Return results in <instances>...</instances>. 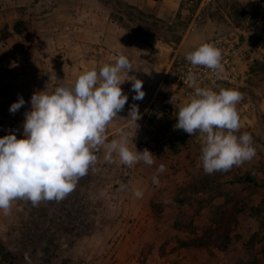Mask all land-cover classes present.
<instances>
[{
    "label": "crops",
    "instance_id": "1",
    "mask_svg": "<svg viewBox=\"0 0 264 264\" xmlns=\"http://www.w3.org/2000/svg\"><path fill=\"white\" fill-rule=\"evenodd\" d=\"M232 1H238L239 7L254 17L246 30H235L252 40L264 34V0H227V9ZM184 2L0 0V138L9 134L24 138V114L31 110L32 94L44 91L46 86L51 92L57 86L55 77L65 86H72L82 72L93 68L99 71L104 64H114V58L123 54L129 58L133 69L128 75L143 81L145 96L142 101H134L131 83L125 80L121 84L122 92L129 99L108 125L106 142L120 139L123 132L129 149L134 150V144L137 151L146 148L155 156L151 166L141 161L123 168L116 153L111 162L106 161V149L101 146L97 161L85 176L78 178L86 184L76 185L64 199L41 200L35 206L27 199H16L11 202L7 215L0 210V240L17 235L22 221L31 219L30 211L37 219L41 216L43 221L47 219L41 211L49 206L48 215L56 221L52 223L54 229L44 230L41 239L65 240L67 244H62L60 250L64 258L85 259L88 264H169L167 254L180 252L181 258L183 252L197 254L204 249L177 248L178 241L183 240L178 237L181 231L174 226L177 218L167 219V185L175 176H167V160L161 155H167V142L174 132L178 110L166 111L155 98L163 72L160 62L152 60L156 52L152 49L155 45L170 46L153 37V41L147 37L142 39L134 27L131 28L133 20L126 19L128 25L122 24L125 13L118 8L130 9L143 18L163 24L182 22L184 34L173 53L202 45L215 32L232 30H225L223 22L193 26ZM166 57L171 58L165 55L164 59ZM121 75L126 79L124 73ZM19 97H23L25 105L16 113H10V106L18 102ZM132 104L139 108L140 119L136 123L128 119ZM161 164L165 165V170L157 173ZM127 168L131 171L129 179L124 178ZM154 175L158 184L153 183ZM137 190L142 196L134 195ZM76 192L83 195L81 201H77L78 195L74 196ZM81 204L83 206H79ZM77 208L83 212L79 213ZM78 222L85 228L77 229ZM168 225L171 227L167 229ZM183 235L190 234L186 231ZM170 236H174L170 242L173 247L164 249ZM161 251L166 254L161 255Z\"/></svg>",
    "mask_w": 264,
    "mask_h": 264
},
{
    "label": "clouds",
    "instance_id": "2",
    "mask_svg": "<svg viewBox=\"0 0 264 264\" xmlns=\"http://www.w3.org/2000/svg\"><path fill=\"white\" fill-rule=\"evenodd\" d=\"M192 66H204L217 73L224 71L221 50L209 43L200 45L186 55ZM114 64H104L99 71L93 68L82 72L72 86L57 80L51 92H34L31 110L24 114L23 137L15 134L0 138V210L9 213L11 202L27 199L35 206L41 200H62L76 187L78 178L87 174L97 161L101 146L106 149L105 160L111 162L116 153L122 164L131 167L143 162L151 166L155 156L148 150L137 151L127 146L126 133L120 139L108 141V125L125 108L128 95L122 92L125 80L131 83L134 101H142L143 81L129 76L132 65L123 54ZM124 73L126 79L122 78ZM185 83L194 88L192 98L181 103L176 115L175 129L193 136L199 133L203 170L206 174L227 171L234 165L251 160L255 155L249 133L237 136L240 117L236 105L243 99L237 90L221 88L219 92L197 85L196 76L188 71ZM175 99V97H172ZM25 105L23 97L10 106L16 113ZM140 119L138 105L132 104L128 119ZM165 165L157 168L163 172ZM153 183L158 184L157 176ZM134 195L142 196L137 190Z\"/></svg>",
    "mask_w": 264,
    "mask_h": 264
},
{
    "label": "rangeland",
    "instance_id": "3",
    "mask_svg": "<svg viewBox=\"0 0 264 264\" xmlns=\"http://www.w3.org/2000/svg\"><path fill=\"white\" fill-rule=\"evenodd\" d=\"M196 2L197 0H185L183 3V7L190 11L189 19L192 22L197 7ZM187 3H189V6L185 7ZM224 4L225 6H223ZM230 5V9H227L229 6L227 0H224V2L223 0H214L207 10L200 13V19L195 20L193 26H202L207 22H223V25L226 26L224 27L225 30H246L251 25L254 17L248 16L239 7L238 1H232ZM118 8H121L120 12L125 13V19L121 18L122 24L128 25L126 19L133 20L131 28L134 27L142 39L147 37L153 41L154 38L169 44L170 48L155 45L152 49L156 51L155 53L162 55L160 59L152 56V60L160 62V71L163 72L167 64V57L164 59L165 55H168V58L171 57L174 52L173 49L176 48L184 34L185 26L183 23L176 21L171 24H163L143 18V16L134 13L130 9L121 6ZM263 65L264 60L245 62L240 67L241 77L239 83L229 87L218 86L213 89L217 93L221 88H224L237 90L243 94V99L236 105L240 117V128L236 135L240 136L241 133L251 135L252 146L256 152L251 160L244 161L240 165H234L227 171L206 174L200 160L203 142L199 139V133L190 136L185 132L181 133L174 129L172 136L168 138L169 142H167L165 153L167 155L166 157L163 154L161 156L164 160H167V176L172 174L175 178L168 181V208L166 213L167 219L177 218L178 227L181 231L178 237L181 239L187 237L189 241L202 235L223 210L226 194L236 203L238 202V207H243L242 205L245 203V207L239 212H235L233 216L236 218V224L232 228L231 240L226 250L217 251L216 248L209 246L203 250L200 249L197 254H191L190 251L183 252L181 258H179L180 252L177 255L174 253H172L173 255L167 254V263L169 264H235L238 259H246L245 254L251 238H254L256 259L259 264H264V231L260 232L258 230L257 221L252 215L253 209L259 206L261 201H264ZM122 167L125 168L126 165L123 164ZM245 177L250 178L253 182H245ZM203 180H208V184L211 183L212 187L210 188L208 185L209 190L195 194L199 183ZM79 183L81 184L83 181L77 180V187ZM74 196L77 197V201L83 199V195H79L78 192ZM228 210L230 209L228 208ZM50 211L49 206H46L45 211H41L48 217L47 219L44 218V221L42 216L39 219L32 216L30 211L29 216L31 219L25 222L22 221V224L17 227V235L13 234L11 238L0 240V264H88L85 259L72 260L62 256L60 250L63 247L62 244H67L65 240L49 237L41 239L44 230L54 229L52 223L56 220L49 217ZM78 211L79 213L83 212V210ZM229 219H232V214H229ZM76 226L77 229L80 226L82 227L79 222L76 223ZM169 226L171 227V225H168L167 229ZM186 231L190 235H183ZM173 237L170 236L169 240L165 242L164 249L173 247V244H170V242H173ZM217 237L219 236L214 235V239H212L218 242ZM160 254L164 255L166 252L164 251L162 254L161 251ZM144 261L145 259L142 260V262Z\"/></svg>",
    "mask_w": 264,
    "mask_h": 264
},
{
    "label": "built area",
    "instance_id": "4",
    "mask_svg": "<svg viewBox=\"0 0 264 264\" xmlns=\"http://www.w3.org/2000/svg\"><path fill=\"white\" fill-rule=\"evenodd\" d=\"M213 2L214 0H197L193 22L200 19V13L207 10ZM188 6L189 3L185 4V7ZM204 43L212 44L221 50L224 71L219 73L217 78V73L213 70L204 66H192L186 60V55L195 51L200 45L173 53L167 60L155 94V98L161 102L166 111L175 112L179 110L181 103H186L192 98L194 88L185 83L189 70L196 76L198 86L213 90L218 86L229 87L236 84L241 75L240 67L245 62L264 60V34L252 40L238 30L215 32ZM172 97L175 99L171 100ZM130 177L131 171L125 169L124 178Z\"/></svg>",
    "mask_w": 264,
    "mask_h": 264
},
{
    "label": "trees",
    "instance_id": "5",
    "mask_svg": "<svg viewBox=\"0 0 264 264\" xmlns=\"http://www.w3.org/2000/svg\"><path fill=\"white\" fill-rule=\"evenodd\" d=\"M103 3L110 2L111 0H99ZM264 69V65H263ZM263 80H264V70H263ZM177 115V114H176ZM174 123H177V118L175 116ZM179 132H184L183 130H179ZM236 134V133H235ZM242 134V133H241ZM242 180V179H241ZM210 181V179H209ZM245 182L252 183L253 180H251L248 177L244 178ZM211 184V183H210ZM210 184H208V180H203L199 183L195 194H200L202 191L209 190L208 185L210 188L212 187ZM215 186V185H214ZM218 186V185H216ZM231 202V204H230ZM264 201H261L259 206L255 207L253 209V216L255 217L257 224H258V230L260 232L264 231ZM243 207H238V202L234 201L232 198H230L229 195L226 194V200L223 204V210L218 214V217L215 219V221L207 228L202 235L198 237H194L191 240H179L177 248H207L209 246H214L218 250H226L227 246L229 245V242L231 240L230 234L232 232V228L236 224V218H234L235 212H239L245 207V203L242 205ZM228 208L230 210H228ZM229 214H232V219H229ZM232 221V225H231ZM175 227H178V223L176 222ZM219 236L217 237V241L213 240V236ZM213 238V239H212ZM254 238H251L248 244V248L246 250V259H238L235 264H259L256 259V252L254 250L255 243L253 241Z\"/></svg>",
    "mask_w": 264,
    "mask_h": 264
},
{
    "label": "water",
    "instance_id": "6",
    "mask_svg": "<svg viewBox=\"0 0 264 264\" xmlns=\"http://www.w3.org/2000/svg\"><path fill=\"white\" fill-rule=\"evenodd\" d=\"M153 57L154 58H157V59H160L162 57V55H159L158 53H154L153 54Z\"/></svg>",
    "mask_w": 264,
    "mask_h": 264
}]
</instances>
